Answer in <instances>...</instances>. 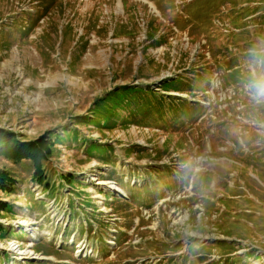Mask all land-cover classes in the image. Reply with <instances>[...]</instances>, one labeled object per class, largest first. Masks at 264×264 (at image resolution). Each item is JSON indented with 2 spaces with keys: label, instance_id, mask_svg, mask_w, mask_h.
Listing matches in <instances>:
<instances>
[{
  "label": "rangeland",
  "instance_id": "1",
  "mask_svg": "<svg viewBox=\"0 0 264 264\" xmlns=\"http://www.w3.org/2000/svg\"><path fill=\"white\" fill-rule=\"evenodd\" d=\"M262 73L264 0H0V264H264Z\"/></svg>",
  "mask_w": 264,
  "mask_h": 264
},
{
  "label": "trees",
  "instance_id": "2",
  "mask_svg": "<svg viewBox=\"0 0 264 264\" xmlns=\"http://www.w3.org/2000/svg\"><path fill=\"white\" fill-rule=\"evenodd\" d=\"M141 92L142 89L139 90H127L123 91L122 88L117 90V93L123 94L124 92ZM125 94V93H124ZM127 96V94H126ZM92 118L96 116V114H91ZM97 119V118H96ZM107 118L104 119V121ZM73 128V127H71ZM75 132L76 129H64L63 132ZM65 134V133H64ZM69 134V133H68ZM73 135V136H72ZM70 135L71 140H77V135H74L72 132ZM59 132H53L48 136H39L36 139H27L26 137H19L17 134L13 133L11 130H6L0 128V158L10 160L14 163H19L23 160H28L32 166L31 178L33 181H36L40 186L43 187V192L46 195H54L56 194L54 181H50L49 175L45 173L44 163L50 159L51 154L53 153V142L54 140H59ZM83 143V147L87 145V142L90 139L85 140ZM97 145H91L90 150L96 149ZM104 151L108 149L102 148ZM88 153V151H86ZM101 154V153H100ZM111 159L110 157H108ZM61 181L67 183L72 190L75 191L74 185L79 183L74 177L70 175H66L61 177ZM17 180L13 176V173L5 168L0 169V191L7 192L9 194L13 193L15 190V184ZM29 192V190H26ZM69 204L70 203L69 201ZM31 208V207H30ZM73 209V207H71ZM13 209L11 208V204L2 200L0 197V216L4 213H13ZM94 212V210H93ZM70 214L75 215V211L70 212ZM13 231L8 232L3 229L0 225V238L5 237L7 234H12Z\"/></svg>",
  "mask_w": 264,
  "mask_h": 264
},
{
  "label": "clouds",
  "instance_id": "3",
  "mask_svg": "<svg viewBox=\"0 0 264 264\" xmlns=\"http://www.w3.org/2000/svg\"><path fill=\"white\" fill-rule=\"evenodd\" d=\"M248 87L255 98L264 97V73L256 76Z\"/></svg>",
  "mask_w": 264,
  "mask_h": 264
},
{
  "label": "bare ground",
  "instance_id": "4",
  "mask_svg": "<svg viewBox=\"0 0 264 264\" xmlns=\"http://www.w3.org/2000/svg\"><path fill=\"white\" fill-rule=\"evenodd\" d=\"M226 0H218V5H220L221 3H223V2H225ZM218 8H219V6H218ZM175 93V95H180V93L179 92H174ZM101 181V180H100ZM117 191H119V192H121V189L120 188H115Z\"/></svg>",
  "mask_w": 264,
  "mask_h": 264
}]
</instances>
